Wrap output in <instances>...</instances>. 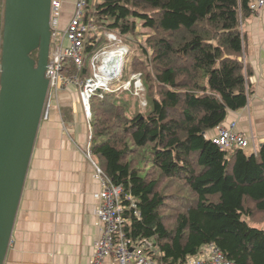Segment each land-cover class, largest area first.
Segmentation results:
<instances>
[{"label": "trees", "instance_id": "16d2710c", "mask_svg": "<svg viewBox=\"0 0 264 264\" xmlns=\"http://www.w3.org/2000/svg\"><path fill=\"white\" fill-rule=\"evenodd\" d=\"M88 1L110 31H150L121 79L140 72L145 104L124 86L91 100L90 153L123 189L125 236L149 240L160 264H184L207 245L235 264H264V142L247 153L207 135L253 91L241 31L253 0ZM102 44L90 38L87 54Z\"/></svg>", "mask_w": 264, "mask_h": 264}, {"label": "crops", "instance_id": "0c3cea01", "mask_svg": "<svg viewBox=\"0 0 264 264\" xmlns=\"http://www.w3.org/2000/svg\"><path fill=\"white\" fill-rule=\"evenodd\" d=\"M64 1H71V17L76 0ZM4 7L0 0V72ZM244 24L253 93L221 125L230 128L235 122L233 130L250 137L252 153L264 142V10ZM217 133L215 128L207 135ZM90 135L79 91L69 86L41 123L4 264H89L104 229L96 212L102 183L88 156ZM103 264L115 260L108 257Z\"/></svg>", "mask_w": 264, "mask_h": 264}, {"label": "built area", "instance_id": "2783aa9c", "mask_svg": "<svg viewBox=\"0 0 264 264\" xmlns=\"http://www.w3.org/2000/svg\"><path fill=\"white\" fill-rule=\"evenodd\" d=\"M251 9L264 5V0H253ZM92 5L97 0L91 1ZM63 6L61 0H52V30L51 46L47 64L46 76L49 79V89L42 114V121L48 120L54 106V99L60 91L69 86H77L80 90L81 100L87 120L91 129L92 106L91 100L96 92L104 96L106 92L127 87L131 81L121 82V69L126 51L124 49L104 51L92 58L91 65H87L86 48L90 38L96 37L97 26L94 15H90L88 0H76L72 16L64 28L60 27L61 18L56 16ZM111 40L117 36L108 33ZM121 53L117 60L116 53ZM90 70L89 76L83 77L85 68ZM117 68V69H116ZM133 80V78H132ZM141 78L138 74L136 83L140 85ZM142 84L139 86L141 87ZM235 124L229 127L218 126V133L211 137L214 143L223 147H238L246 149L249 146L248 138L243 133L233 130ZM93 165L96 167L101 179L102 191L99 195L100 205L97 215L104 223L102 237L97 241L94 254L89 264H103L106 258L115 256L117 264H160L152 258L147 249L152 243L147 239L131 241L125 236L124 227L130 220L124 213L121 195L123 189L115 185L104 174L102 168L92 159L90 149L88 153ZM138 214V212H136ZM184 264H235L224 257L221 250L215 245H207L193 257L188 258Z\"/></svg>", "mask_w": 264, "mask_h": 264}, {"label": "water", "instance_id": "95a60500", "mask_svg": "<svg viewBox=\"0 0 264 264\" xmlns=\"http://www.w3.org/2000/svg\"><path fill=\"white\" fill-rule=\"evenodd\" d=\"M52 0H5L0 72V264H4L49 89ZM37 52V57L32 54Z\"/></svg>", "mask_w": 264, "mask_h": 264}, {"label": "rangeland", "instance_id": "374dc122", "mask_svg": "<svg viewBox=\"0 0 264 264\" xmlns=\"http://www.w3.org/2000/svg\"><path fill=\"white\" fill-rule=\"evenodd\" d=\"M61 1L63 3V6L60 8V10H59V12L57 13L56 16L61 18V23H62V21L64 19H66L67 17H70L69 14H71V11H70L69 8H71V7L69 5H71L70 4L71 1H64V0H61ZM262 10H264V5L261 6V7H257L255 9H253L252 10L253 14L250 17H252L256 13H259ZM95 24L97 26V32H95V33H97L96 34L97 36L96 37L94 36V38L96 40H100V42H102L103 44L101 45V47L98 49V51L96 53H94L93 55L88 57L87 64L91 65L92 58L95 55H97V54L101 55L104 51L124 49L126 51V53L124 54V58H123L124 62H123V67L121 69V72H122L121 77L123 78L124 66H125V62H126V56L129 53H132L134 51L135 52L139 51V44H143L145 42L146 37L148 36V32H150V31L148 29H146V28H143L141 25H139V30H138V33L136 35H133V34L132 35H121V34H119L117 32H113V31L108 30L105 26H103L102 24L98 23L96 20H95ZM241 31L245 34V24H243V26L241 27ZM108 33H113L115 36H117V39L116 40L109 39ZM245 37H246V35H245ZM246 49H247V42H246V48H245V54H244L243 60H244V63H246L247 66L249 67V65H248L249 62L246 59ZM89 72H90V70H89ZM139 73L140 72H132V74L130 76V79H129L131 81V83L127 87H125V89L126 88L131 89V92L134 95V97L139 99L140 103L142 105H144L145 104L144 101H146L145 100L144 88H143V86L139 87L142 84V80L140 82V85L136 83ZM250 76H251V74L249 75V80L251 82L252 78L250 79ZM132 78H133V80H132ZM251 85H252V83H251ZM75 88L78 89L79 96H80V99H81V94H80L79 88L77 86H75ZM252 89H253V85H252ZM142 90H143V93H142ZM252 93H253V91H252ZM81 103H82V100H81ZM82 106H83V104H82ZM83 111H84V108H83ZM233 124H235V122ZM245 136L248 138L249 145H250V137L247 136V135H245ZM248 147L245 149L247 153H249L248 150H247ZM254 152H256V149L254 150ZM174 188L175 187L171 186V188L169 190L173 191ZM111 257L114 258L115 264H117L115 256L113 255Z\"/></svg>", "mask_w": 264, "mask_h": 264}, {"label": "bare ground", "instance_id": "6f19581e", "mask_svg": "<svg viewBox=\"0 0 264 264\" xmlns=\"http://www.w3.org/2000/svg\"><path fill=\"white\" fill-rule=\"evenodd\" d=\"M116 53H120V54H116L117 55V60L119 61L120 60V57H121V53L123 54V51L121 50V51H118Z\"/></svg>", "mask_w": 264, "mask_h": 264}]
</instances>
